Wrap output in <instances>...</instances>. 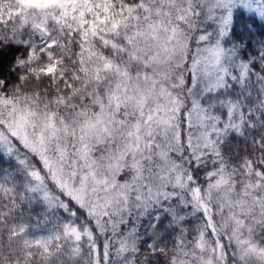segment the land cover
Listing matches in <instances>:
<instances>
[{
	"label": "snow or ice",
	"instance_id": "obj_1",
	"mask_svg": "<svg viewBox=\"0 0 264 264\" xmlns=\"http://www.w3.org/2000/svg\"><path fill=\"white\" fill-rule=\"evenodd\" d=\"M0 264H264V0H0Z\"/></svg>",
	"mask_w": 264,
	"mask_h": 264
}]
</instances>
